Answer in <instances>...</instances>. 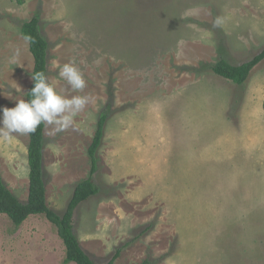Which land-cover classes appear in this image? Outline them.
I'll use <instances>...</instances> for the list:
<instances>
[{
	"label": "rangeland",
	"instance_id": "obj_1",
	"mask_svg": "<svg viewBox=\"0 0 264 264\" xmlns=\"http://www.w3.org/2000/svg\"><path fill=\"white\" fill-rule=\"evenodd\" d=\"M36 13L48 82L90 98L72 127L44 128L46 198L56 212L88 177L89 147L108 112L100 191L74 214L84 249L106 263L136 238L115 264H264V61L244 84L210 68L264 48V0H0V109L26 101L34 58L21 26ZM71 59L86 81L81 92L58 74ZM28 146L29 134L0 139V173L24 202ZM64 256L45 216L16 226L0 215V264H64Z\"/></svg>",
	"mask_w": 264,
	"mask_h": 264
},
{
	"label": "trees",
	"instance_id": "obj_2",
	"mask_svg": "<svg viewBox=\"0 0 264 264\" xmlns=\"http://www.w3.org/2000/svg\"><path fill=\"white\" fill-rule=\"evenodd\" d=\"M21 34L28 40L29 48L34 58L33 76L43 72L48 74V49L49 42L41 29V16L34 14L21 26ZM264 61V48L250 60L241 64H232L223 56L210 65L211 70L234 83L244 84L252 70ZM27 92L26 101L32 98L31 89ZM108 112L105 110L96 128L93 141L89 147L90 171L87 178L80 181L74 188L73 195L63 213H58L49 207L46 198V181L44 176V128L42 123L35 132L29 134L28 163H29V193L27 201H22L14 194L5 183L0 173V215H7L16 226H20L30 215H43L56 228L58 236L65 246L64 264L75 262L76 264H115L123 249L136 238L120 245L106 263H98L82 246L74 231V214L76 208L90 197L100 191V187L94 181V175L98 170V150L104 137ZM141 264H149L144 260Z\"/></svg>",
	"mask_w": 264,
	"mask_h": 264
},
{
	"label": "clouds",
	"instance_id": "obj_3",
	"mask_svg": "<svg viewBox=\"0 0 264 264\" xmlns=\"http://www.w3.org/2000/svg\"><path fill=\"white\" fill-rule=\"evenodd\" d=\"M220 23L219 19L215 21L217 26ZM18 55V51L13 53V63ZM58 74L75 92H81L86 87V81L74 59L60 66ZM33 79L35 84L31 89L30 100H19L14 107L0 109V139L7 141L14 133L31 134L42 123L53 127V135L65 131L73 126L74 118L89 103L88 96L67 97L60 94L43 72L34 75Z\"/></svg>",
	"mask_w": 264,
	"mask_h": 264
}]
</instances>
